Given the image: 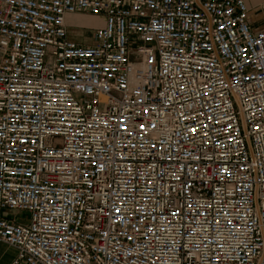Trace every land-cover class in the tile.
<instances>
[{
  "label": "built area",
  "instance_id": "1",
  "mask_svg": "<svg viewBox=\"0 0 264 264\" xmlns=\"http://www.w3.org/2000/svg\"><path fill=\"white\" fill-rule=\"evenodd\" d=\"M250 11L0 0L9 264H264V27ZM69 16L104 25L84 44Z\"/></svg>",
  "mask_w": 264,
  "mask_h": 264
},
{
  "label": "rangeland",
  "instance_id": "2",
  "mask_svg": "<svg viewBox=\"0 0 264 264\" xmlns=\"http://www.w3.org/2000/svg\"><path fill=\"white\" fill-rule=\"evenodd\" d=\"M262 8L264 11V7ZM250 12H251V17L255 19L256 24L260 27V25L262 24L261 14L258 13V10H251ZM93 20L100 26L104 25V20L100 17H94ZM69 23L73 25L71 33L74 34V37L77 39V41L90 45L91 37H92V26H90V24L89 25L77 24V21L73 19L71 16H69ZM262 25L264 27V23ZM11 214L12 215L15 214L17 218H21V219L27 218V215L24 213L11 212ZM15 256H16V252L13 249L0 245V264H9Z\"/></svg>",
  "mask_w": 264,
  "mask_h": 264
},
{
  "label": "crops",
  "instance_id": "3",
  "mask_svg": "<svg viewBox=\"0 0 264 264\" xmlns=\"http://www.w3.org/2000/svg\"><path fill=\"white\" fill-rule=\"evenodd\" d=\"M245 2H246V4L248 5V7L251 10H258V13H260L261 16H262V20L261 21H262V24H263L264 23V13H263L264 11H263L262 7H264V0H245ZM73 19H75V18H73ZM75 20L77 21V23L86 24V25L87 24L89 25V24L96 23L93 19H89V18H85V19L76 18ZM68 21H69V19H68ZM261 25L259 27L257 24H255L254 25V29H256V30L260 29L261 27H263V25L262 26ZM71 32H69V38L72 39V40H76L77 41V39L74 37V34L71 33Z\"/></svg>",
  "mask_w": 264,
  "mask_h": 264
},
{
  "label": "snow or ice",
  "instance_id": "4",
  "mask_svg": "<svg viewBox=\"0 0 264 264\" xmlns=\"http://www.w3.org/2000/svg\"><path fill=\"white\" fill-rule=\"evenodd\" d=\"M173 215H175V213H173Z\"/></svg>",
  "mask_w": 264,
  "mask_h": 264
}]
</instances>
